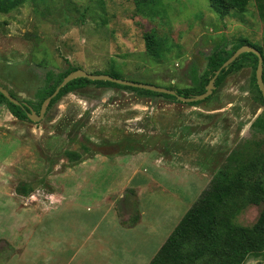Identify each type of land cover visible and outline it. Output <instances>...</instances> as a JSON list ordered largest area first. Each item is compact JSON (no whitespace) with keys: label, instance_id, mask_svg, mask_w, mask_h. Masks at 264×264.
<instances>
[{"label":"rangeland","instance_id":"obj_1","mask_svg":"<svg viewBox=\"0 0 264 264\" xmlns=\"http://www.w3.org/2000/svg\"><path fill=\"white\" fill-rule=\"evenodd\" d=\"M161 1L164 20L138 14L133 0H37L0 13V86L39 114L47 73L56 78L69 65L196 95L190 70L196 67L207 86L217 71L208 57L226 40L248 39L264 58V0L225 16L209 0ZM152 29L173 44L165 62L146 52L144 34ZM257 64L251 56L217 78L213 93L196 106L94 83L48 105L39 121L20 120L0 104V198L15 200L12 208L53 214L68 206L67 198H102L107 220L140 224L131 264H149L220 169L262 160ZM71 151L81 159L69 157ZM260 174L257 194L238 200L236 221L243 226L255 224L264 205L257 197L264 199ZM23 188L27 195L18 193ZM13 229L0 256L23 246ZM245 264H264V254Z\"/></svg>","mask_w":264,"mask_h":264},{"label":"trees","instance_id":"obj_2","mask_svg":"<svg viewBox=\"0 0 264 264\" xmlns=\"http://www.w3.org/2000/svg\"><path fill=\"white\" fill-rule=\"evenodd\" d=\"M29 1L37 0H0V13H9ZM133 1L138 14L150 18L167 19L165 11L161 12L159 9L163 6L161 0ZM249 1L209 0L213 11L221 16L229 15L232 11L243 12ZM144 40L148 56L157 63L165 62L167 54L173 48V44L167 43L166 39L154 29L144 34ZM246 44L258 48L262 53L261 47L251 43L248 39L226 40L223 44L217 46L208 57L209 68L212 71L218 70L237 49ZM251 56L258 60L257 56L251 52L241 54L228 68L221 71L217 82H220L228 71L238 68L243 61ZM76 70V67L69 65L68 69L56 78L53 76V72L47 73L45 84L38 94L41 103L55 92L67 75ZM190 72L193 84L200 88L196 95L204 93L208 80L197 73L196 67H193ZM110 75L118 77L113 74ZM255 79L253 78L254 81ZM91 83L101 86H117L141 94L164 96L178 101L176 96L166 93L124 86L109 81H92L87 78H78L62 87L57 96L51 100L49 106L66 94ZM177 93L185 97L192 96V90L189 89H179ZM260 96L264 102L261 91ZM200 102H192L190 105L196 106ZM0 104H7L11 113L18 119H28L29 108L22 103L18 105L12 103L1 92ZM263 117L264 113L258 118V121L263 120ZM85 150H88V148H85ZM68 156L73 160L81 159L80 153L75 151L68 152ZM260 156L263 157L262 160L257 161L255 158L251 164L240 163L234 168L220 169L198 200L182 217L149 264H245L251 257L263 255L264 205L256 223L252 226H243L236 221L237 212L240 208L239 198L244 197L246 193L257 194L260 188V185L256 182L261 178L260 173L264 172V166L257 169V165L261 164V161L264 165V152ZM249 169L252 170L253 174L247 178L246 175ZM17 191L19 194H28L24 188ZM257 197L264 201L261 194Z\"/></svg>","mask_w":264,"mask_h":264},{"label":"crops","instance_id":"obj_3","mask_svg":"<svg viewBox=\"0 0 264 264\" xmlns=\"http://www.w3.org/2000/svg\"><path fill=\"white\" fill-rule=\"evenodd\" d=\"M104 203L102 198L71 197L68 206L54 214L32 213L25 207L12 208L15 200L1 197L0 243H12L8 234L14 227L24 241L23 246L12 245L17 253L9 258L1 255L0 264H131L132 253L137 258L132 240L140 224L124 227L115 217L107 220Z\"/></svg>","mask_w":264,"mask_h":264},{"label":"water","instance_id":"obj_4","mask_svg":"<svg viewBox=\"0 0 264 264\" xmlns=\"http://www.w3.org/2000/svg\"><path fill=\"white\" fill-rule=\"evenodd\" d=\"M249 52L255 54L258 58V64H257V68H256V80H257L258 86L260 88V91L262 93V96L264 98V80H263L264 58H263V54L261 53V51L258 48L246 44V45L241 46L239 49H237L233 53V55L226 62H224L223 65L215 72L214 77L209 81L208 85L206 86V91L202 94H197V95H192L190 97H185V96L179 95L177 93V91L166 88V87L156 86V85H152V84L138 83V82H134V81H130V80H125L123 78L114 77V76H112L110 74H106V73H89L83 69H79V70H76V71L72 72L71 74L67 75L63 79L62 83L57 87L55 92L51 96H49L48 98L45 99V101L42 103L39 114H36L34 112H28L27 116L30 120H33V121H39V120L43 119L45 117V113L47 111V106L49 105L51 100L55 96H57L60 89L62 87H64L66 84H68L69 82H71L75 79H78V78H87V79L92 80V81H109V82H113V83L124 85V86L146 89V90H150V91H154V92H158V93H166V94L174 95L178 98V100H180L182 102H186V103L202 101V100L208 98L213 93L215 80L218 78L221 71L223 69H226L230 64H232L241 54L249 53ZM0 92L8 100H10L12 103L17 104V105L21 104V102L17 98H15L9 91H7L4 87L0 86Z\"/></svg>","mask_w":264,"mask_h":264}]
</instances>
